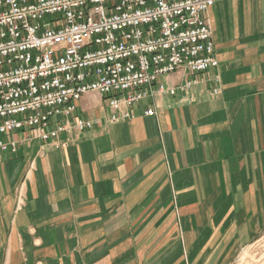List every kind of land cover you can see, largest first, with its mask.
I'll return each instance as SVG.
<instances>
[{
  "label": "crops",
  "instance_id": "1",
  "mask_svg": "<svg viewBox=\"0 0 264 264\" xmlns=\"http://www.w3.org/2000/svg\"><path fill=\"white\" fill-rule=\"evenodd\" d=\"M208 20L219 67L161 80L200 79L195 102L110 124L87 94L101 125L0 155V264H232L262 238L264 0H215Z\"/></svg>",
  "mask_w": 264,
  "mask_h": 264
},
{
  "label": "built area",
  "instance_id": "2",
  "mask_svg": "<svg viewBox=\"0 0 264 264\" xmlns=\"http://www.w3.org/2000/svg\"><path fill=\"white\" fill-rule=\"evenodd\" d=\"M214 2L0 0V155L34 141L59 149L62 134L101 125L79 116L87 94L104 98L110 124L158 95L195 102L200 79L171 88L161 80L219 67L208 20ZM145 114L157 115L154 107Z\"/></svg>",
  "mask_w": 264,
  "mask_h": 264
},
{
  "label": "rangeland",
  "instance_id": "3",
  "mask_svg": "<svg viewBox=\"0 0 264 264\" xmlns=\"http://www.w3.org/2000/svg\"><path fill=\"white\" fill-rule=\"evenodd\" d=\"M232 264H264V234L256 243L239 252Z\"/></svg>",
  "mask_w": 264,
  "mask_h": 264
}]
</instances>
